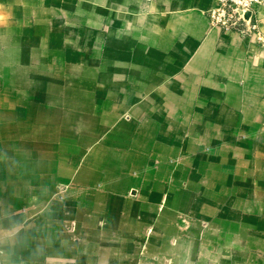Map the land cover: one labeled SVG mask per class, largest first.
Here are the masks:
<instances>
[{
    "label": "crops",
    "instance_id": "1",
    "mask_svg": "<svg viewBox=\"0 0 264 264\" xmlns=\"http://www.w3.org/2000/svg\"><path fill=\"white\" fill-rule=\"evenodd\" d=\"M213 4L0 0V264H264V45Z\"/></svg>",
    "mask_w": 264,
    "mask_h": 264
},
{
    "label": "built area",
    "instance_id": "2",
    "mask_svg": "<svg viewBox=\"0 0 264 264\" xmlns=\"http://www.w3.org/2000/svg\"><path fill=\"white\" fill-rule=\"evenodd\" d=\"M263 4L264 0H214L208 14L213 26L226 31H235L242 35L254 34L257 42L264 45V34L261 32L258 22L252 21L247 24L233 7L235 5L252 10L255 6Z\"/></svg>",
    "mask_w": 264,
    "mask_h": 264
},
{
    "label": "water",
    "instance_id": "3",
    "mask_svg": "<svg viewBox=\"0 0 264 264\" xmlns=\"http://www.w3.org/2000/svg\"><path fill=\"white\" fill-rule=\"evenodd\" d=\"M233 7L237 10L238 14L245 20L247 24H250L252 22L253 10L235 5H233Z\"/></svg>",
    "mask_w": 264,
    "mask_h": 264
}]
</instances>
